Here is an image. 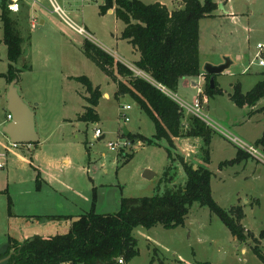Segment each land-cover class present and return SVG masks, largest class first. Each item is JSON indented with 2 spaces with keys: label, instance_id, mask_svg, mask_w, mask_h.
<instances>
[{
  "label": "rangeland",
  "instance_id": "374dc122",
  "mask_svg": "<svg viewBox=\"0 0 264 264\" xmlns=\"http://www.w3.org/2000/svg\"><path fill=\"white\" fill-rule=\"evenodd\" d=\"M56 1L67 21L83 28L85 36L70 29L53 12L49 0H41L40 7L35 6L36 12L33 2L29 1V4L22 3L20 11L11 14L19 20L18 29L25 38L24 54L15 68L18 70L16 88L34 112L39 143L36 147L15 148L4 133L9 122L10 82L0 77V155L5 154L8 161L0 171V255L8 250L11 240L23 244L32 236L66 234L74 220L92 210L103 215L117 213L122 199L154 197L163 194L167 186H182L187 180L179 165H176L178 170L168 172V178L165 176L172 165L166 142L160 147L134 143L124 136L127 129L132 135L152 138L156 133L154 122L130 95H117V83L82 51L84 43L90 40L118 62L135 64L140 54L127 40L121 39L125 25L114 13L100 14L104 0ZM140 1L152 4L159 0ZM67 5L74 13H69ZM3 38L0 20V75L9 71ZM254 51L257 52L253 48L252 57L244 65L232 64L233 67L216 76L223 94L209 100L202 94L200 99L198 87L192 84L199 78H186L188 85L181 80L172 94L186 106H192L199 97L200 118L214 132L208 164L202 159L204 139L201 137L176 140V153L195 167L204 165L213 173L210 190L214 201L226 210L236 205L243 207L242 225L258 237L264 231V146L257 145L264 136V99L251 108H239L230 99L237 83L247 93L263 77L264 67L254 60ZM24 66L28 69L23 70ZM247 67L249 70L245 71ZM129 68L138 76L142 74L136 67ZM72 77H86L103 95L109 94L108 100L102 96L99 101L97 123L77 119L90 107L87 100L92 96L82 83L71 80ZM119 80L125 79L119 77ZM200 83L203 85L201 80ZM127 106L131 109L124 111L123 107ZM124 116L129 118L127 122ZM192 117L196 116L184 110L185 126L190 125ZM96 129L101 131L99 137L95 136ZM235 138L242 146L234 143ZM117 143L118 147L113 150L111 145ZM245 146L255 147L261 156L220 168L221 163L235 160L238 149ZM31 164L41 171L44 180L40 187ZM146 170L155 174L152 180L144 178ZM11 213L20 217L62 218L40 221L19 218L10 225ZM133 236L139 255L128 264H264L252 250L253 240L239 243L220 218L199 204L191 207L183 227L168 229L158 225L148 230L137 227ZM243 249L247 252L243 253ZM261 250L264 254V243Z\"/></svg>",
  "mask_w": 264,
  "mask_h": 264
},
{
  "label": "trees",
  "instance_id": "16d2710c",
  "mask_svg": "<svg viewBox=\"0 0 264 264\" xmlns=\"http://www.w3.org/2000/svg\"><path fill=\"white\" fill-rule=\"evenodd\" d=\"M0 4L3 43L7 47L9 61L8 73L1 74L0 77L11 83L17 79L18 70L15 68L23 57L25 38L18 29L19 20L12 17L6 0H1ZM217 7L216 0H206L204 4L200 0H181V6L174 11H170L161 3L104 0V5L100 6V14L106 15L109 10H114L117 19L125 25L121 39L127 40L140 54V60L134 67L143 76L136 75L129 67L118 62L90 40L84 43L82 50L89 60L117 83V95H130L154 122L156 133L152 138L132 134L127 135L128 138L134 143L142 142L160 147L166 142L165 148L172 165L165 172V176L168 178V172L178 170L176 165H179L187 175L186 183L182 186L175 184L167 186L163 194L154 197L122 199L120 211L117 213L103 215L92 210L74 220L71 230L66 234L48 238L32 237L25 240L24 245L15 244L14 240H11L8 250L0 255V259L22 249L20 254L13 256L6 264H119L120 259L124 260V264H128L139 255L137 241L133 236L137 227L147 230L158 225L168 229L183 227L191 207L199 204L206 206L220 218L236 241L247 244L248 239L253 240L255 244L252 250L264 263V254L261 250L264 231L258 237L247 231L242 225L245 212L240 205L229 210L217 205L210 190L213 173L200 164L194 169L195 165L188 163L183 156L176 153V140L201 137L204 139L202 159L208 164L214 132L199 117L190 118V125L185 126L184 109L162 89L165 87L171 93H175L182 79H196L202 74L199 23L205 18L213 17ZM25 69L28 67L24 66L23 70ZM119 77L125 80H119ZM72 79L82 83L92 96L87 100L90 107H87V111L77 119L97 123L99 120L97 108L103 96L100 88H95L86 77ZM204 79L206 84L203 94L208 100L223 94L216 77L214 89L211 88V76L204 74ZM199 96L201 99L202 95ZM230 99L239 108L256 106L264 99V75L247 93H243L241 84L237 83ZM257 145L264 146V136ZM247 158H251V155L238 149L235 160L221 163L220 168L242 163ZM37 177V184L40 187L41 177L39 174ZM174 181L172 178V183ZM59 218L62 217H37V220Z\"/></svg>",
  "mask_w": 264,
  "mask_h": 264
},
{
  "label": "crops",
  "instance_id": "0c3cea01",
  "mask_svg": "<svg viewBox=\"0 0 264 264\" xmlns=\"http://www.w3.org/2000/svg\"><path fill=\"white\" fill-rule=\"evenodd\" d=\"M205 1L206 0H200L202 4H204ZM156 3L159 4L161 3L165 5L170 11H174L175 10L174 8L177 7L178 3H179L178 7L181 6V0H159L152 4H156ZM216 3L218 7L213 17L205 18L201 20L199 23V30H200L199 48H200V61H201L200 65L202 71L201 75L205 74L204 67L206 64H210L214 66L220 65V64H224L226 59L230 60L232 67H233L232 64H236V63L244 65L248 61L249 57L250 58L252 57L253 48L254 50H257V52L254 51L256 52L255 53L256 55L259 51L258 49L259 45L264 46V0H216ZM67 9L69 10V13H74L73 8L70 5L69 6L67 5ZM36 10L37 8L35 9L34 12H36ZM108 12L114 13V10H110ZM42 24L43 25L46 24V21L43 20ZM34 26L35 25H33V28ZM255 37H258L259 41H256ZM139 60L140 58L135 62H138ZM250 64H252L251 61ZM125 65L127 67H131L132 69L134 68V64H125ZM249 67H247L245 71L249 70ZM200 76H198L197 78H199V81L200 80L202 81ZM182 81L183 83L188 85L187 80L182 79ZM199 81L196 82L192 81L193 86L195 87V84H197V82ZM103 98L108 100L109 94L105 93L103 95ZM30 146L33 147L35 145H30ZM23 147H25V145ZM25 151L26 150H24L23 153H26ZM7 152H9V149H7ZM0 159L5 160V167H6L8 162L6 160V155L5 154L0 155ZM250 159H253V157L247 158L245 161H248ZM31 161H33L32 158ZM245 161H243L242 163H244ZM31 166L36 174V177L38 174L41 177L40 169L36 168L32 164ZM5 167L3 169H5ZM40 180L42 182L44 179L41 177ZM40 217H47V216H40ZM50 217H57V216H50ZM19 218H23L27 221L41 220V219L37 220V216L20 217L17 215H12L11 213L9 216L10 225H12L16 220H21ZM32 237H36V236H32ZM32 237L26 238L25 240L30 239ZM242 252L246 253L247 251L246 249H243Z\"/></svg>",
  "mask_w": 264,
  "mask_h": 264
},
{
  "label": "water",
  "instance_id": "95a60500",
  "mask_svg": "<svg viewBox=\"0 0 264 264\" xmlns=\"http://www.w3.org/2000/svg\"><path fill=\"white\" fill-rule=\"evenodd\" d=\"M182 9H184V7H182ZM230 67L231 62L229 59H226L224 64L215 66L210 64L205 65V74L211 76L210 83L212 89H214L216 85L215 77L224 73ZM17 83V80H13L9 85L7 106L8 112L12 116V119L4 127L3 131L8 136L10 142L13 145H37L39 143V137L36 133V123L34 120L35 115L32 109L23 101L22 97L20 96L18 89L16 88ZM129 134L130 131L124 129V136L127 137ZM102 138H99V140H102ZM194 169H197V167H194ZM144 174L145 179L152 180L155 177V174L150 170H146ZM21 250L22 249H20L18 253L11 252L5 258H1L0 264H6L13 256L20 254Z\"/></svg>",
  "mask_w": 264,
  "mask_h": 264
},
{
  "label": "built area",
  "instance_id": "2783aa9c",
  "mask_svg": "<svg viewBox=\"0 0 264 264\" xmlns=\"http://www.w3.org/2000/svg\"><path fill=\"white\" fill-rule=\"evenodd\" d=\"M29 1H32L33 2L34 8H36L35 6L40 7V5L42 4V2H40L41 0H6V2L8 4V9L12 13H14V14L17 13L18 11H20L22 3L25 2V3L29 4ZM49 1H50L51 5H52L53 12L56 13V14H58L59 16H61L65 20V22L69 25L70 29H72L76 33H79L80 35H83V36H85L87 34L83 28L78 27L74 23H72V22L70 23V22L67 21V19H68L67 16L64 14L62 8L59 6V4L57 3L56 0H49ZM258 49H259V51L255 55L254 60L255 59L258 60V62H259L258 64L261 67H264V59H263V56H264V46L263 45H259V48ZM252 63H253V61H252ZM200 78L202 79L201 82L203 83V85L199 81V82H197V84H195V87L196 88L198 87L199 95H202L206 83H205L204 75H201ZM162 89L174 101L178 102L179 105H181L184 110H186L188 113L193 114L197 118L198 117L200 118V115L202 114L201 113V111H202V102L199 100V97H198V99L195 100V103L192 106H189V105L186 106V104L184 102L180 101L176 96H173V94L170 91H168L165 87H162ZM123 109H124V111L130 110L131 109V106L123 107ZM11 119H12V116L9 114L8 115V121H10ZM128 120H129V118L128 117H125V121L127 122ZM100 135H101L100 129H96L95 136L96 137H99ZM234 143H237L240 146H242V144H243L238 138H235L234 139ZM118 145H119L118 143L117 144H112L111 145V148L114 150V149H116L118 147ZM13 146L15 148L18 147L16 145H13ZM241 150H243L246 153H249L251 155V157H253V156L254 157H259V156H261V154L258 152V150L255 147H246V148L241 147ZM4 167H5V160H1L0 159V170H3ZM118 263L119 264H124V260L123 259H120L118 261Z\"/></svg>",
  "mask_w": 264,
  "mask_h": 264
}]
</instances>
